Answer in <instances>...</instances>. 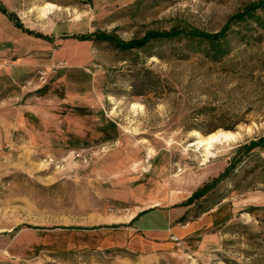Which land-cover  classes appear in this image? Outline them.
Wrapping results in <instances>:
<instances>
[{
  "label": "rangeland",
  "instance_id": "rangeland-1",
  "mask_svg": "<svg viewBox=\"0 0 264 264\" xmlns=\"http://www.w3.org/2000/svg\"><path fill=\"white\" fill-rule=\"evenodd\" d=\"M0 264H264V0L0 2Z\"/></svg>",
  "mask_w": 264,
  "mask_h": 264
},
{
  "label": "bare ground",
  "instance_id": "bare-ground-1",
  "mask_svg": "<svg viewBox=\"0 0 264 264\" xmlns=\"http://www.w3.org/2000/svg\"><path fill=\"white\" fill-rule=\"evenodd\" d=\"M234 136L230 133H225V132H218L213 135L208 136L204 140L200 141V143H205V145L209 146L211 143L216 142V141H221V140H231L233 139Z\"/></svg>",
  "mask_w": 264,
  "mask_h": 264
},
{
  "label": "crops",
  "instance_id": "crops-1",
  "mask_svg": "<svg viewBox=\"0 0 264 264\" xmlns=\"http://www.w3.org/2000/svg\"><path fill=\"white\" fill-rule=\"evenodd\" d=\"M0 2L3 4V5H7L9 0H0Z\"/></svg>",
  "mask_w": 264,
  "mask_h": 264
},
{
  "label": "trees",
  "instance_id": "trees-1",
  "mask_svg": "<svg viewBox=\"0 0 264 264\" xmlns=\"http://www.w3.org/2000/svg\"><path fill=\"white\" fill-rule=\"evenodd\" d=\"M1 11H2V13H4V14H5V12H4V10H3V9H2ZM147 38H148V37H147ZM147 38H146L145 40H147Z\"/></svg>",
  "mask_w": 264,
  "mask_h": 264
}]
</instances>
